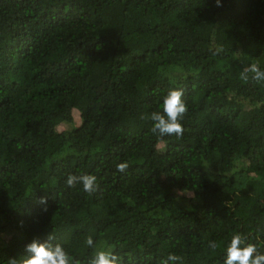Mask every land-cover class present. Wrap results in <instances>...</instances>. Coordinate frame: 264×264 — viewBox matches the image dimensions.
<instances>
[{
  "label": "trees",
  "instance_id": "trees-1",
  "mask_svg": "<svg viewBox=\"0 0 264 264\" xmlns=\"http://www.w3.org/2000/svg\"><path fill=\"white\" fill-rule=\"evenodd\" d=\"M220 2L0 0V264L49 235L80 264H224L236 234L264 254V82L241 79L264 0ZM175 89L184 135L160 137L141 117Z\"/></svg>",
  "mask_w": 264,
  "mask_h": 264
},
{
  "label": "clouds",
  "instance_id": "clouds-1",
  "mask_svg": "<svg viewBox=\"0 0 264 264\" xmlns=\"http://www.w3.org/2000/svg\"><path fill=\"white\" fill-rule=\"evenodd\" d=\"M216 5L221 6L220 0H216ZM222 49L217 48L213 54H218ZM248 73H252L251 79L257 83L264 82V70L257 64H252L244 69L241 73V79L247 81ZM183 91L180 89L171 90L163 100V112H153L150 117L142 116V119L150 118L154 124L151 128L153 134L160 137L175 136L180 139L184 135V127L182 121L188 113V108L185 101L182 99ZM129 165L119 163L117 170L125 172ZM97 178L94 175H73L67 177L66 184L68 187H76L82 184L83 191L92 194L98 190ZM47 197H41L40 203H46ZM47 210L46 208L44 209ZM55 239L53 235H49L48 242L39 243L33 241L26 246V252L29 254L22 264H80V261L74 259L60 245L50 243ZM247 237L236 234L232 237L229 246L227 247V255L224 264H264V254H261L255 244L246 243ZM86 244L96 249L93 238L89 236ZM209 247L213 250L217 245L215 242H209ZM182 257L169 254L168 257L160 261V264H182ZM9 264H17L16 259H10ZM88 264H122L121 258L112 252L104 250H95L93 256L88 261Z\"/></svg>",
  "mask_w": 264,
  "mask_h": 264
},
{
  "label": "rangeland",
  "instance_id": "rangeland-1",
  "mask_svg": "<svg viewBox=\"0 0 264 264\" xmlns=\"http://www.w3.org/2000/svg\"><path fill=\"white\" fill-rule=\"evenodd\" d=\"M125 120L131 121V122H135L134 121V117L132 115H127L126 118H125Z\"/></svg>",
  "mask_w": 264,
  "mask_h": 264
}]
</instances>
